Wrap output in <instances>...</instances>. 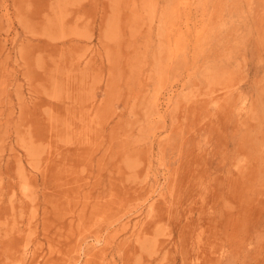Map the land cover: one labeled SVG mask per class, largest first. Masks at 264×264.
Segmentation results:
<instances>
[{
	"label": "rangeland",
	"instance_id": "374dc122",
	"mask_svg": "<svg viewBox=\"0 0 264 264\" xmlns=\"http://www.w3.org/2000/svg\"><path fill=\"white\" fill-rule=\"evenodd\" d=\"M18 1L0 0V264H264V0Z\"/></svg>",
	"mask_w": 264,
	"mask_h": 264
},
{
	"label": "bare ground",
	"instance_id": "6f19581e",
	"mask_svg": "<svg viewBox=\"0 0 264 264\" xmlns=\"http://www.w3.org/2000/svg\"><path fill=\"white\" fill-rule=\"evenodd\" d=\"M138 1H139V0H138ZM18 2H20V0H19ZM152 2H153V1H152ZM12 3H13V2H12ZM142 3H143V2H142ZM178 3H180V1H179ZM144 4H145V3H144ZM144 4H143V6H144ZM148 4H149V3H148ZM133 5H134V4H133ZM13 6H14V5H13ZM134 6H135V5H134ZM150 6H151V4H150ZM225 6H226V5H225ZM177 7H179V6H177ZM134 8H136V6H135ZM152 8H153V7H152ZM152 8H151V11L153 10ZM154 9H155V7H154ZM8 12H9V11H8ZM148 12H149V11H148ZM154 12H155V10H154ZM151 13H152V12H151ZM148 14H149V13H148ZM177 14H178V13H177ZM221 14H223V13H221ZM152 15H153V14H152ZM161 15H162V13H160V16H161ZM146 16H147V15H146ZM176 16H177V19H178L179 16H178V15H176ZM152 17H153V16H152ZM0 18H1V17H0ZM218 18H219V17H218ZM218 18H217V19H218ZM146 19H148V18H146ZM217 19H216V20H217ZM158 20H159V19H158ZM161 20H162V19H161ZM161 20H160V21H161ZM166 20H167V19H166ZM152 21H153V19H152ZM160 21H159V22H160ZM162 21H163V20H162ZM162 21H161V22H162ZM173 21H174V20H173ZM159 22H158V23H159ZM161 25H162V24H161ZM161 25H160V26H161ZM157 26H158V25H157ZM157 26H156V27H157ZM214 26L217 27V25H214ZM159 29H160V28H159ZM159 29H158V30H159ZM210 30H211V29H210ZM213 30H215V29L213 28ZM147 31H150V30H147ZM160 31H161V30H160ZM161 32H162V31H161ZM161 32H160V33H161ZM149 33H150V32H149ZM174 33H175V32H174ZM209 33H210V31H209ZM217 33H218V32H217ZM147 34H148V33H147ZM158 34H159V33H158ZM261 34H264V33L262 32ZM155 35H156V34H155ZM147 38H150V37H147ZM261 39H262V38H261ZM201 40H202V39H201ZM205 40H206V38H205ZM146 41H147V39H146ZM158 42H159V41H158ZM161 43H162V42H160V44H161ZM146 44H147V43H146ZM170 44H171V42H170ZM174 44H175V42H174ZM163 45H164V44H163ZM163 45H162V46H163ZM217 45H218V44H217ZM158 46H159V44H158ZM165 46H166V45H165ZM167 46L169 47V45H167ZM146 47H147V46H146ZM146 47H145V48H146ZM168 47H167V51H168ZM173 47H174V46H173ZM173 47H172V48H173ZM157 48H158V47H157ZM157 48H156V49H157ZM163 48H164V47H163ZM172 48H171V50H172ZM206 48H207V47H206ZM146 49H148V47H147ZM158 49H160V48H158ZM165 49H166V47H165ZM173 49H174V48H173ZM212 49H213V48H212ZM202 50H203V49H202ZM144 51H145V49H144ZM144 51H142V52H144ZM160 51H161V50H159V52H160ZM163 52H164V50H163ZM169 52H170V51H169ZM169 52H168V54H169ZM174 52H175V51H174ZM201 52H202V51H201ZM201 52H200V53H201ZM138 53H139V52H138ZM144 53H145V52H144ZM161 53H162V52H161ZM161 53H160V55H161ZM210 53H211V52H210ZM138 55H139V54H138ZM141 55H142V54H141ZM165 55H166V54H165ZM200 55H201V54H200ZM143 56H144V55H143ZM143 56H142V57H143ZM152 56H153V58L156 57V56H154V55H152ZM152 56H151V57H152ZM158 56H159V55H158ZM138 57H140V56H138ZM144 57H145V56H144ZM166 57H167V56H166ZM171 57H172V56H170V59H171ZM179 57H180V56H179ZM159 58H160V57H159ZM163 58H165V57H163ZM163 58H162V60H163ZM142 60H143V59H142ZM153 60L155 61V59H153ZM158 60H160V59H158ZM162 60H161L160 62H162ZM167 60H169V59H167ZM178 60H179V59H178ZM213 60H214V59H213ZM206 61H207V60H206ZM137 62H138V59H137ZM142 62L145 63L144 60H143ZM155 62H156V61H155ZM157 62H158V61H157ZM181 62H182V61H181ZM212 62H213V61H212ZM144 63L141 64V65L145 66ZM162 63H163V62H162ZM165 63H167V61H166ZM213 63H214V62H213ZM134 64H135V63H134ZM158 64H159V63H158ZM158 64H157V65H158ZM211 64H212V63H211ZM152 65H153V64H152ZM159 65H160V64H159ZM178 65H180V62H179ZM182 65H183V63H182ZM126 66H127V65H126ZM161 66H162V64H161ZM183 66H184V65H183ZM158 67H159V66H158ZM163 67H164V66H163ZM195 67H196V65H195ZM160 68H162V67H160ZM130 69H131V68H130ZM142 69H143V67H142ZM201 69L203 70V68H201ZM205 71H206V70H205ZM140 73H141V72H140ZM203 74H204V72H203ZM203 74H201V75H203ZM132 75H133V74H132ZM201 75H198V76H201ZM205 75H206V74H205ZM214 75H215V74H214ZM223 75H224V74H223ZM140 76H141V74H140ZM140 76H139V77H140ZM203 76H204V75H203ZM208 76H209V75H208ZM224 76H225V75H224ZM133 77H134V75H133ZM153 77H154V76H153ZM209 77H210V76H209ZM222 77H223V76H222ZM125 78H127V77L125 76ZM201 78H202V77H201ZM201 78H200V80H203V79H201ZM203 78H204V77H203ZM206 78H207V76H206ZM215 78H216V76H215ZM228 78H229V77H228ZM128 79H129V78H128ZM148 79H149V78H148ZM148 79H147V80H148ZM216 79H217V78H216ZM220 79H221V78H219V80H220ZM124 80H126V79H124ZM129 80H130V79H129ZM133 80H134V79H133ZM139 80H140V79H139ZM207 80L209 81V78H207ZM212 80H213V79H212ZM212 80H211V81H212ZM214 80H215V79H214ZM214 80H213V81H214ZM221 80H222V79H221ZM221 80H220V81H221ZM223 80H224V79H223ZM226 80H227V79H226ZM229 80H230V78H229ZM131 81H132V80H131ZM131 81H130V82H131ZM203 81H205V80H203ZM203 81H202V82H203ZM220 81H219V82H220ZM224 81H225V80H224ZM132 82H133V81H132ZM134 82H135V81H134ZM216 82H217V81H216ZM135 83H136V82H135ZM203 83H205V82H203ZM225 83H226V82H225ZM133 84H134V83H133ZM133 84H132V85H133ZM139 84H140V82H139L137 85H139ZM213 84H214V83H213ZM201 85H202V84H201ZM206 85H207V82H206ZM215 85H216V84H215ZM218 85H219V83L217 84V86H218ZM222 85H223V82H222ZM139 86H141V85H139ZM139 86H137V87H139ZM210 86H211V85H210ZM212 87H214V86H212ZM191 88H192V87H191ZM139 89H140V87H139ZM205 89H206V88H205ZM136 90H137V89H136ZM191 91H192V89H191ZM202 91H204V90H202ZM228 92H229V91H228ZM228 92H227V93H228ZM194 93H195V92H194ZM228 94H229V93H228ZM191 95H193V94H191ZM238 95H240V94H238ZM194 96H195V95H194ZM198 96H199V95H198ZM202 96H203V95H202ZM205 96H206V95H205ZM230 96H232V94H231ZM187 97H188V95L186 96V99H187ZM189 97H190V96H189ZM200 97H201V96H200ZM203 97H204V96H203ZM243 97H244V96H243ZM197 98H199V97H197ZM231 98H232V97H231ZM245 98H246V97H245ZM189 99H190V98H189ZM236 99H237V98H236ZM238 100L240 101L239 98H238ZM186 101H188V100H186ZM221 101H222V100H221ZM181 102H183V100H182ZM193 102H194V101H193ZM236 102H237V101H236ZM243 102H244V101H243ZM20 103H21V102H20ZM186 103H187V102H186ZM237 103H238V102H237ZM23 104H24V103H23ZM23 104H22V105H23ZM211 104H213V103H211ZM209 105H210V104H209ZM209 105H208V106H209ZM239 106H240V105H239ZM21 109H22V108H21ZM22 110H25V109H22ZM236 110H240V108H239V109L237 108ZM232 111H233V110H232ZM20 112H21V111H20ZM236 112H237V111H236ZM244 112L246 113V111H244ZM244 112H243V114H244ZM21 113H22V112H21ZM172 113H173V112H171L170 115H172ZM238 113H239V112H238ZM246 114H247V113H246ZM23 116H24V115H23ZM245 116H246V115H245ZM170 117H171V116H170ZM239 118H240V117H239ZM243 118H244V117H243ZM243 118H242V120H243ZM116 119H118V118H116ZM238 120H239V119H238ZM120 121H123V120H120ZM170 121H171V120H170ZM243 121H244V120H243ZM116 123H117V122H116ZM116 123H115V125H116ZM122 123H124V122H121V125H122ZM128 123H129V122H128ZM128 123H127V120H126V124H128ZM170 123H171V122H170ZM181 123H182V122H181ZM118 124H120V123H118ZM172 124H173V123H172ZM170 125H171V124H170ZM180 125H181V124H180ZM129 127H130V126H129ZM129 127H128V128H129ZM114 128H115V126H114ZM114 128H113V129H114ZM115 130H116V129H115ZM115 130H114V131H115ZM180 130H181V129H180ZM180 130H179V133H181ZM127 131H130V130H126V131H124V132L126 133ZM239 131H240V129H239ZM244 131H245V130H244ZM247 131H248V130H247ZM249 131H250V130H249ZM108 132H111V131H108ZM118 132H119V131H118ZM124 132H123V134H124ZM258 132H259V131H258ZM112 133H113V131H112ZM127 133H128V132H127ZM242 133H243V132H242ZM244 133H245V132H244ZM248 133H249V132H248ZM250 133H252V132H250ZM107 134H108V133H107ZM123 134H122V135H123ZM83 135H84V134H83ZM108 135H109V134H108ZM111 135H112V134H111ZM118 135H119V134H118ZM129 135H130V134H129ZM119 136H120V135H119ZM149 136H150V135H149ZM174 136H175V135H174ZM244 136H245V135H244ZM249 136H250V135H249ZM80 137H81V136H80ZM146 137L148 138V136H146ZM177 137H178V135H177ZM247 137H248V135H247ZM261 137H262V136H261ZM109 138H111L110 135H109ZM151 138H152V137H151ZM167 138H168V136H167ZM167 138H166V139H167ZM237 138H238V137H237ZM245 138H246V137H245ZM250 138H251V137H250ZM250 138H249V139H250ZM252 138L255 139L254 136H253ZM252 138H251V139H252ZM81 139H82V142H81V141H80V142L83 143V142H84L83 137H82ZM120 139H121V138H120ZM122 139H123V138H122ZM142 139H144V138H142ZM142 139H141V140H142ZM145 139H146V138H145ZM172 139H173V138H172ZM251 139H250V140H251ZM130 140H131V139H130ZM164 140H165V139H164ZM97 141H98V140H97ZM131 141L133 142V139H132ZM147 141H149V140H147ZM162 141H163V140H162ZM169 141H171V140H169ZM173 141H174V140H173ZM238 141H239V139H238ZM251 141H252V140H251ZM258 141H259V140H258ZM93 142H94V141H93ZM100 142H102V141H100ZM109 142H110V141H109ZM134 142H135V141H134ZM134 142H133V143H134ZM136 142H138V141H136ZM176 142H177V141H176ZM55 143H56V142H55ZM125 143H126V142H125ZM128 143H129V142H128ZM161 143H162V142H161ZM177 143H178V142H177ZM259 143H260V141H259ZM102 144H103V143H102ZM130 144H131V143H130ZM134 144H135V143H134ZM171 144H172V142H171ZM171 144H170V145H171ZM174 144H175V143H174ZM249 144H250V143H249ZM252 144H253V143H252ZM254 144H255V143H254ZM78 145H79V144H78ZM100 145H101V144H100ZM113 145H114V144H113ZM131 145H132V144H131ZM135 145H136V144H135ZM161 145H162V144H161ZM256 145H257V144H256ZM260 145H261V144H260ZM260 145H259V146H260ZM46 146H47V145H46ZM97 146H98V145H97ZM115 146H116V145H115ZM133 146H134V145H133ZM250 146H251V144H250ZM257 146H258V145H257ZM257 146H256V148H257ZM47 147H48V146H47ZM110 147H111V146H110ZM170 147L172 148V147H174V146H170ZM175 147H176V146H175ZM251 147H253V145H252ZM99 148H100V147H99ZM114 148H115V147H114ZM126 148H127V147H126ZM130 148H131V147H130ZM130 148H129V149H130ZM178 148H179V147H178ZM220 148H221V147H220ZM97 149H98V148H97ZM129 149H128V150H129ZM134 149H135V148H134ZM173 149H174V148H173ZM222 149H223V148H222ZM249 149H250V147H249ZM95 150H96V149H95ZM103 150H105V149H103ZM111 150H112V149H111ZM128 150H127V151H128ZM168 150H169V149H168ZM171 150H172V149H171ZM219 150L221 151V149H219ZM263 150H264V149H263ZM96 151H97V150H96ZM107 151H108V150H107ZM135 151H136V149H135ZM159 151H160V148H159ZM172 151H173V150H172ZM174 151H176V150H174ZM233 151H234V150H233ZM250 151L252 152V149H251ZM105 152H106V151H105ZM105 152H104V153H105ZM114 152H115V149H114ZM114 152H113L112 154H114ZM122 152H123V151H122ZM128 152H129V151H128ZM140 152H141V150H140ZM160 152H161V151H160ZM247 152H248V151H247ZM251 152H249V153H251ZM262 152H263V151H262ZM106 153H107V152H106ZM106 153H105V154H106ZM178 153H179V152H178ZM219 153H220V152H219ZM232 153H233V152H232ZM255 153H256V151L254 152V154H255ZM257 153H258V152H257ZM259 153L261 154V151H259ZM118 154H119V153H118ZM137 154H139V153H137ZM169 154L171 155V153H169ZM92 155H93V154H91L90 156L92 157ZM102 155H103V154H102ZM107 155H108V153H107ZM107 155H106V156H107ZM116 155H117V154H116ZM120 155H121V154H120ZM170 155H169V156H170ZM178 155H179V154H178ZM178 155H177V156H178ZM122 156H123V155H122ZM125 156H126V154L124 155V157H125ZM133 156H134V155H133ZM135 156H137V155H135ZM135 156H134V157H135ZM255 156H256V155H255ZM263 156H264V155H263ZM99 157H100V156H99ZM99 157H98V158H99ZM259 157H260V156H259ZM80 158H81V157L79 156L78 159H80ZM101 158H102V157H101ZM104 158H105V157H104ZM137 158H138V157H137ZM168 158H169V157H168ZM168 158H167V159H168ZM106 159H107V158H106ZM172 159H175V158H172ZM82 160H84L83 157H82ZM97 160H101V159H97ZM114 160H115V159H114ZM121 160H122V158H121ZM121 160H119V161H121ZM258 160H259V159H258ZM108 161H109V160H108ZM171 161H172V160H171ZM79 162H80V161H79ZM98 162H99V161H98ZM162 162H163V161H162ZM172 162H173V161H172ZM257 162H259V161H257ZM83 163H84V162H83ZM113 163H114V162H113ZM167 163H168V162H167ZM81 164H82V163H81ZM102 164H103V163H102ZM162 164H163V163H162ZM248 164H249V163H248ZM43 165H44V164H43ZM97 165H100V164H97ZM97 165H96V166H97ZM169 165H170V164H169ZM258 165H259V164H258ZM260 165H261V164H260ZM117 166H119V164H118ZM90 167H91V165H90ZM98 167H99V166H98ZM172 167H173V166H172ZM261 167H262V165H261ZM261 167H260V168H261ZM96 168H97V167H96ZM237 168L239 169V167H237ZM237 168H236V169H237ZM61 169H62V168H61ZM100 169H101V167H100ZM116 169H117V168H116ZM257 169H258V168H257ZM62 170H63V169H62ZM114 170H115V169H114ZM114 170H113V171H114ZM253 170H254V169H253ZM259 170H260V169H259ZM97 171H98V170H97ZM110 171H112V170H110ZM117 171H118L119 176H120V172H119L120 169H118ZM110 173H111V172H110ZM258 173H260V172L258 171ZM263 173H264V172H263ZM60 174H61V173H60ZM109 175H110V174H109ZM257 175H258V174H257ZM110 176H112V174H111ZM115 176H117V175L115 174ZM240 176H241V175H240ZM263 177H264V176H263ZM263 177H262V179H263ZM75 178H76V177H75ZM80 178H81V177H79L78 179H80ZM75 180H77V179H75ZM259 181H260V180H259ZM74 182H75V181H74ZM60 183H62V182H60ZM60 183H59V184H60ZM255 183H256V182H255ZM257 183H258V181H257ZM260 183H261V182H260ZM260 183H259V184H260ZM73 184H75V183H73ZM83 184H84V183H83ZM112 184H113V183H112ZM172 184H173V183H172ZM172 184H171V185H172ZM259 184H258V185H259ZM47 185H48V184H47ZM110 185H111V184H110ZM113 185H114V184H113ZM25 186H26V185H25ZM52 186H53V185H52ZM58 186H59V185H58ZM83 186H84V185H81V187H83ZM198 186H199V185H198ZM219 186H220V185H219ZM26 187H27V186H26ZM49 187H51V186H48V188H49ZM75 188H76V187H75ZM111 188H112V187H110V189H111ZM171 188H172V187H170V189H171ZM21 189H23V187H21ZM70 189H71V187H70ZM24 190H25V189H24ZM60 190H61V189H60ZM71 190H72V189H71ZM73 190H74V188H73ZM25 191H26V190H25ZM57 191L60 192L59 190H57ZM76 191H77V190H76ZM260 191H261V190H260ZM23 192H24V191H23ZM258 192H259V191H258ZM63 193H64V192H62V194H63ZM256 193H257V192H256ZM59 195H61V194H59ZM108 195H109V194H108ZM109 196H110V195H109ZM109 196H108V197H109ZM43 198H44V197H43ZM48 198H49V197H48ZM78 198H79V197H78ZM83 198H84V196H83ZM83 198H82V199H83ZM44 199H45V198H44ZM55 199H56V198H55ZM57 199H58V198H57ZM91 199H92V198H91ZM46 200H47V199H46ZM49 200H50V199H49ZM62 200H63V199H61V201H62ZM71 200H72V199H70V201H71ZM78 200H79V199H78ZM52 201H53V200H52ZM76 201H77V200H75V202H76ZM93 201H94V200H93ZM105 201H106V200H105ZM43 202H44V201H43ZM50 202H51V201H50ZM55 202H56V201H55ZM57 202H58V201H57ZM63 202H64V200H63ZM63 202H60V203H63ZM72 202H73V201H72ZM72 202H71V204H72ZM94 202H95V201H94ZM51 203H52V202H51ZM51 203H50V204H51ZM95 203H96V202H95ZM95 203H94V204H95ZM47 204H49V202H48ZM82 204H83V203H82ZM84 204H85V203H84ZM151 204H152V203H151ZM42 205H43V204H42ZM56 205H57V204H56ZM61 205H62V204H61ZM66 205H67V204H66ZM75 205H76V204H75ZM62 206H63V205H62ZM68 206H69V205H68ZM91 206H92V205H91ZM95 206H96V205H95ZM48 207H49V205H48ZM51 207H52V205L50 206V208H51ZM58 207H59V205H58ZM72 207L74 208L75 206L72 205ZM149 207H151L150 204H149ZM170 207H171V206H170ZM62 208H63V207H62ZM73 208H72V211H73ZM81 208H82V207H81ZM98 208H99V207H98ZM60 209H61V207H60ZM82 209H83V208H82ZM89 209H90V208H89ZM146 209H147V207H146ZM32 210H33V206H32ZM49 210H50V209H49ZM51 210L53 211V209H51ZM65 210H66V208H65ZM68 210H69V209H68ZM91 210H92V209H91ZM91 210H90V211H91ZM95 210H97V208H96ZM98 210H99V209H98ZM60 211H61V210H60ZM83 211H84V210H83ZM83 211H81V212H83ZM93 211H94V210H93ZM63 212H64V211H63ZM88 212H89V211H88ZM58 213H59V211H58ZM71 213H72V212H71ZM78 213H79V211H78ZM54 214H55V212H54ZM66 214H67V213H66ZM66 214H65V215H66ZM89 214L92 215L91 212H90ZM95 214H96V213H95ZM149 214H150V212H149ZM46 215H47V214H46ZM51 215H53V212H52ZM58 215H59V214H58ZM70 215H71V214H70ZM142 215H143V214H142ZM60 216H61V215H60ZM67 216H68V215H67ZM78 216H79V215H77V218H78ZM220 216H221V214H220ZM26 217H27V216H26ZM52 217H54V216H52ZM90 217H91V216H90ZM145 217H146V216H145ZM147 217H148V216H147ZM33 218H35V214H34V217H33ZM54 218H55V217H54ZM57 218H59V217L57 216ZM80 218H81V216H80ZM62 219H63V218H62ZM90 219H91V218H90ZM54 220H56V219H53V221H54ZM59 220H60V219H59ZM88 220H89V219H88ZM88 220H87V221H88ZM103 220H104V218H103ZM103 220H102V221H103ZM109 220H110V219H109ZM60 221H61V220H60ZM71 221H72V220H71ZM80 221H82V220H80ZM102 221H101V223H104V222L107 221V219H106V221H104V222H102ZM214 221H215V220H214ZM216 221H217V220H216ZM28 222H29V221H28ZM68 222H70V221H68ZM78 222H79V221H78ZM141 223H143V221H142ZM69 224H70V223H69ZM75 224H77V223H75ZM93 224H94V223H93ZM136 224H137V222H136ZM213 224H214V223H213ZM30 225H31V224H30ZM51 225H53V224L51 223ZM122 225H123V224H122ZM127 225H128V224H126V226H127ZM140 225H141V224H140ZM126 226H125V227H126ZM133 226H135L134 223H133ZM136 226H137V225H136ZM27 227H28V226H27ZM34 227H36V226L34 225ZM67 227H68V226H67ZM123 227H124V226H123ZM74 228H75V226H74ZM132 228H134V227H132ZM69 229H71V228L68 227V230H69ZM124 229H125V228H124ZM68 230H67V231H68ZM33 231H34V229H33ZM54 231H56V230L54 229ZM57 231H58V230H57ZM137 231H138V230H137ZM65 233H66V232H65ZM70 233H71V232H70ZM70 233H69V235H70ZM66 234H68V232H67ZM57 235H58V234H57ZM64 237H66V236H64ZM56 238H57V237H56ZM64 239H65V238H64ZM59 240H60V238H59ZM66 240H68V239H66ZM35 243H36V242H35ZM60 245H61V244H60ZM37 246H38V245H37ZM48 246H49V245H48ZM48 246H47V247H48ZM72 246H73V245H72ZM72 246H71V247H72ZM92 246H93V245H92ZM92 246H91V247H92ZM38 247H39V246H38ZM49 247H50V246H49ZM35 248H36V246H35ZM72 248H73V247H72ZM49 250H50V249H49ZM53 250H54V249H53ZM51 251H52V250H51ZM51 251H50V252H51ZM52 252H54V251H52ZM73 253H74V252H73ZM56 255H58V254H56ZM13 256H14V255H13ZM70 257H71V256H70ZM70 257H69V259H70ZM84 257H85V256H84ZM9 258H10V256H9ZM3 259H4V258H3ZM12 259H13V258H12ZM15 259H16V258H15ZM19 259H20V258H19ZM72 260H73V259H72ZM3 261H4V260H3ZM8 261H9V260H8ZM12 261H14V260H12ZM15 261H16V260H15ZM19 261H20V260H19ZM21 261H22V258H21ZM21 261H20V262H21ZM111 261H112V260H111ZM23 262H25V261H23ZM23 262H21V263L23 264ZM78 262H80V261H78ZM78 262H77V263H78ZM5 263H6V262H5ZM12 263H13V262H12ZM3 264H4V263H3ZM19 264H20V263H19ZM79 264H80V263H79ZM114 264H115V263H114Z\"/></svg>",
	"mask_w": 264,
	"mask_h": 264
}]
</instances>
